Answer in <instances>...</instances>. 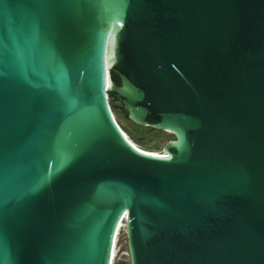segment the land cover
I'll use <instances>...</instances> for the list:
<instances>
[{"label": "water", "instance_id": "obj_1", "mask_svg": "<svg viewBox=\"0 0 264 264\" xmlns=\"http://www.w3.org/2000/svg\"><path fill=\"white\" fill-rule=\"evenodd\" d=\"M123 218L130 264H264V0H0V264H112Z\"/></svg>", "mask_w": 264, "mask_h": 264}, {"label": "rangeland", "instance_id": "obj_2", "mask_svg": "<svg viewBox=\"0 0 264 264\" xmlns=\"http://www.w3.org/2000/svg\"><path fill=\"white\" fill-rule=\"evenodd\" d=\"M118 123L128 132L133 134L139 139H142L147 142H169L171 140H175V136L172 134L150 129L151 127L142 126L133 122L129 117L127 118L125 114L122 116H118L114 113ZM117 256L114 261V264H117L119 261H125L130 263V252L128 247V238L126 229H122L120 235L118 237V244H117Z\"/></svg>", "mask_w": 264, "mask_h": 264}, {"label": "trees", "instance_id": "obj_3", "mask_svg": "<svg viewBox=\"0 0 264 264\" xmlns=\"http://www.w3.org/2000/svg\"><path fill=\"white\" fill-rule=\"evenodd\" d=\"M112 76H113V79L118 83V84H121V79L120 77L118 76V74H116L115 72H112ZM110 103H111V106H112V109L114 111V113H116L118 116H122V114H125V116L128 118V113L123 105V103L117 99L116 97L110 95ZM150 129H154V128H150ZM156 130V129H155ZM117 264H130L128 262H125V261H119Z\"/></svg>", "mask_w": 264, "mask_h": 264}, {"label": "bare ground", "instance_id": "obj_4", "mask_svg": "<svg viewBox=\"0 0 264 264\" xmlns=\"http://www.w3.org/2000/svg\"><path fill=\"white\" fill-rule=\"evenodd\" d=\"M126 218H123L122 221H121V224H120V227L118 229V233H117V237H116V241H115V248H114V255H113V262L112 264H114V261L116 259V256H117V244H118V237L120 235V232L122 231V229H126Z\"/></svg>", "mask_w": 264, "mask_h": 264}, {"label": "snow or ice", "instance_id": "obj_5", "mask_svg": "<svg viewBox=\"0 0 264 264\" xmlns=\"http://www.w3.org/2000/svg\"><path fill=\"white\" fill-rule=\"evenodd\" d=\"M125 215H127V213H125Z\"/></svg>", "mask_w": 264, "mask_h": 264}]
</instances>
